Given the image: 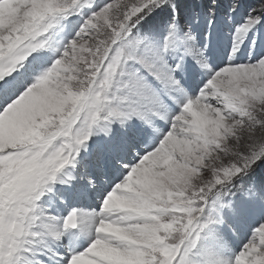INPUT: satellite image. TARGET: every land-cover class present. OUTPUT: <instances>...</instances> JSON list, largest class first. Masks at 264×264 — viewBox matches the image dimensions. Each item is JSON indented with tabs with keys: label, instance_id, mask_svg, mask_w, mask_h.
Returning a JSON list of instances; mask_svg holds the SVG:
<instances>
[{
	"label": "snow or ice",
	"instance_id": "obj_1",
	"mask_svg": "<svg viewBox=\"0 0 264 264\" xmlns=\"http://www.w3.org/2000/svg\"><path fill=\"white\" fill-rule=\"evenodd\" d=\"M0 264H264V0H0Z\"/></svg>",
	"mask_w": 264,
	"mask_h": 264
}]
</instances>
